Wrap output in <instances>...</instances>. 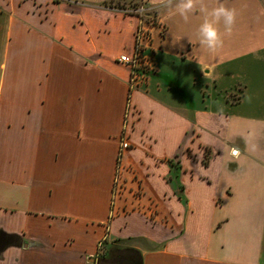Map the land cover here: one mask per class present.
Wrapping results in <instances>:
<instances>
[{"label":"crops","instance_id":"obj_1","mask_svg":"<svg viewBox=\"0 0 264 264\" xmlns=\"http://www.w3.org/2000/svg\"><path fill=\"white\" fill-rule=\"evenodd\" d=\"M122 1L152 3L0 0V264H95L104 239L132 237L153 247L128 246L140 264H264V32L241 12L252 5L205 0L237 14L215 52L199 44L202 20L160 8L153 69L128 102L127 160L168 220L150 224L110 210L128 92L117 59L137 25L114 10ZM198 79L195 104L185 85Z\"/></svg>","mask_w":264,"mask_h":264},{"label":"rangeland","instance_id":"obj_2","mask_svg":"<svg viewBox=\"0 0 264 264\" xmlns=\"http://www.w3.org/2000/svg\"><path fill=\"white\" fill-rule=\"evenodd\" d=\"M209 3H215V0H206ZM231 0H226V2H230ZM121 2V1H120ZM118 2V4H120ZM127 2V1H122ZM129 2V1H128ZM139 3L138 1H136ZM236 2L251 4V8L247 11L242 10V13L248 14L245 17H253L255 19L256 26L252 28L253 34L255 36L258 34H262L264 32V0H237ZM260 4H259V3ZM257 3V5H256ZM112 4V3H110ZM118 4H115L118 5ZM114 10L116 11L115 7ZM117 12V11H116ZM157 12L160 13V9H157ZM119 13V12H118ZM160 16L162 17L161 13ZM163 19V17H162ZM197 22L203 19V15L198 12L190 16L189 20H194ZM132 20V19H131ZM121 22V19H119ZM126 22H121L118 25V22H115L114 26H118L115 30V34L109 36L110 39L114 41H119L122 39L123 33L125 31V26L128 25L129 21L124 20ZM135 21V20H132ZM164 22V19H163ZM126 23V24H125ZM165 25V22H164ZM115 28V27H114ZM165 31V30H164ZM120 33V34H119ZM159 49V48H158ZM160 57V56H159ZM203 81L198 79L196 84V88L192 86H186V94L188 98L194 101L195 104H200L201 93L199 90H203ZM220 92V90H217ZM228 91V89H227ZM133 91L128 90L126 97V104L124 107L123 117L120 126V132L117 136V148L115 154V164H114V173L112 180V193H111V203L110 210L115 213V216L127 217L129 215H139L141 216L147 223L155 224L162 223L168 221L166 219V214L158 209V205L155 199L149 194L148 191L145 190V185L143 182V176L140 174L136 165L127 160V152L132 149V144L130 141V134L134 128V124L136 121V117L134 116V112H131L129 103V95ZM230 107V106H228ZM226 108V107H225ZM122 143L126 144V148L120 152V147H122ZM178 160L176 157L168 160V164H170L171 174L168 176V181H171L173 178V173L175 174L178 171ZM178 187L176 181H171ZM139 246L143 249L152 250V245L145 242L141 237H132V238H110L104 239L100 242L96 255L94 256V262L97 263L98 256L105 254L107 247H115L118 251L115 256L123 263H125L127 259V255L125 254L124 249H129L128 246Z\"/></svg>","mask_w":264,"mask_h":264},{"label":"built area","instance_id":"obj_3","mask_svg":"<svg viewBox=\"0 0 264 264\" xmlns=\"http://www.w3.org/2000/svg\"><path fill=\"white\" fill-rule=\"evenodd\" d=\"M129 1L115 6L117 12L124 17H132L137 21L133 33V47L129 55H120L117 61L128 69V90L134 91L144 82L147 74L153 69L154 40L164 34L165 25L157 9L146 1ZM120 152L126 148L122 143Z\"/></svg>","mask_w":264,"mask_h":264},{"label":"clouds","instance_id":"obj_4","mask_svg":"<svg viewBox=\"0 0 264 264\" xmlns=\"http://www.w3.org/2000/svg\"><path fill=\"white\" fill-rule=\"evenodd\" d=\"M152 8L173 9L174 14H178L185 22L199 9V12L203 15L202 22L197 29L199 44L210 52H215L223 46L220 25H223L224 33L231 34L237 15L235 9L227 7L223 3L209 8L205 0H152ZM204 70H206L205 73L208 72V69ZM245 99L251 102L252 98L251 96H246ZM248 143L246 140V145ZM252 148L254 150L255 145H252ZM239 154V148L231 149L232 156L238 157Z\"/></svg>","mask_w":264,"mask_h":264},{"label":"trees","instance_id":"obj_5","mask_svg":"<svg viewBox=\"0 0 264 264\" xmlns=\"http://www.w3.org/2000/svg\"><path fill=\"white\" fill-rule=\"evenodd\" d=\"M173 187H174V189L176 190V192L178 194V199H181L182 196L180 195V193H181L182 188L180 186L177 187L175 184L173 185ZM122 251H124L125 253H127L129 251L134 252L135 255H136V257H134V260H135L136 264H140L141 257H140V253L139 252H137L136 250H133L131 248L124 249ZM117 252H120V251H118L117 248L112 247V246L111 247H107V250H106L105 254L98 256V259H97V263L96 264H125V263L121 262L115 256V254Z\"/></svg>","mask_w":264,"mask_h":264}]
</instances>
